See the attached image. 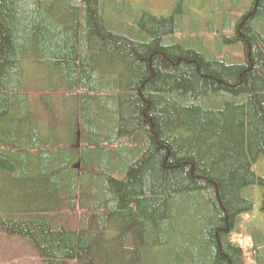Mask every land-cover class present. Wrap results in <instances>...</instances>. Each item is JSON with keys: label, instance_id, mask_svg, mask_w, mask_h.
<instances>
[{"label": "trees", "instance_id": "trees-1", "mask_svg": "<svg viewBox=\"0 0 264 264\" xmlns=\"http://www.w3.org/2000/svg\"><path fill=\"white\" fill-rule=\"evenodd\" d=\"M127 1L0 0V264H264V0L211 50Z\"/></svg>", "mask_w": 264, "mask_h": 264}, {"label": "rangeland", "instance_id": "rangeland-1", "mask_svg": "<svg viewBox=\"0 0 264 264\" xmlns=\"http://www.w3.org/2000/svg\"><path fill=\"white\" fill-rule=\"evenodd\" d=\"M251 0H129L127 1V10L123 14H119L116 11L113 12V16L121 19H113L118 22H122V34H125L128 27L133 24L132 15H137L141 11L149 12L150 16L168 17L174 15L176 18V32L171 36L172 41L177 44H181L185 48H193L198 40L203 36V44L211 50L213 46L217 48L215 40L212 41L208 36L209 30H220L225 27V21L222 19V10L224 15L227 14L230 4L239 3L238 11L231 14L234 16H240L244 13V8H250ZM247 8V10H248ZM233 13V12H232ZM233 26V25H232ZM225 34L228 36L230 33ZM214 39V37H213ZM233 46H236L233 45ZM230 53H235V50H228ZM79 131L77 134V145L79 146ZM256 168V167H255ZM74 170H79L73 166ZM259 175V174H258ZM250 189L255 193L252 197L253 209L250 214L243 215L238 223V227L231 232V239L233 242H246V232L255 226L256 221H259L261 194L257 185L252 186ZM248 189L245 193L249 192ZM259 189V190H258ZM247 245H244L246 247ZM250 264H254L249 262Z\"/></svg>", "mask_w": 264, "mask_h": 264}, {"label": "water", "instance_id": "water-1", "mask_svg": "<svg viewBox=\"0 0 264 264\" xmlns=\"http://www.w3.org/2000/svg\"><path fill=\"white\" fill-rule=\"evenodd\" d=\"M75 167H76V168H78V167H79V165L77 164Z\"/></svg>", "mask_w": 264, "mask_h": 264}]
</instances>
